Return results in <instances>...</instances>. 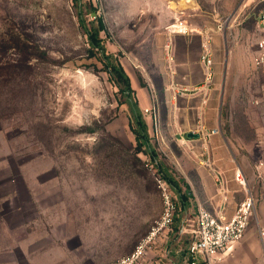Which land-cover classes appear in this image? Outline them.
Instances as JSON below:
<instances>
[{
    "label": "rangeland",
    "instance_id": "obj_1",
    "mask_svg": "<svg viewBox=\"0 0 264 264\" xmlns=\"http://www.w3.org/2000/svg\"><path fill=\"white\" fill-rule=\"evenodd\" d=\"M250 1L0 0V258L113 264L163 210L154 161L136 150L130 108L100 56H91L78 4L89 27L99 25L92 9L102 18L99 35L131 78L159 158L196 210L201 156L177 141L172 121L182 99L191 105L201 95L206 113L210 97L232 157L264 172L262 32ZM177 17L194 32L173 37L175 64L198 55L192 75L201 65L204 81L200 54L209 28L215 76L209 90L174 100L165 45ZM194 222L184 221L188 228Z\"/></svg>",
    "mask_w": 264,
    "mask_h": 264
},
{
    "label": "crops",
    "instance_id": "obj_2",
    "mask_svg": "<svg viewBox=\"0 0 264 264\" xmlns=\"http://www.w3.org/2000/svg\"><path fill=\"white\" fill-rule=\"evenodd\" d=\"M199 59L195 55L190 60L179 61L174 63L175 72L174 81L180 85L197 86L202 84L204 77L203 67L200 65L196 77H194L192 61L195 63ZM201 92V91H200ZM204 92V91H203ZM202 94V93H200ZM201 95H196L191 105L182 99L177 108L173 111L172 121L176 125V139L184 137L187 145L195 146L201 156L202 162L197 174L199 185L202 189L203 200L199 201V206H204L211 211H216L223 204V195L220 192L219 184L216 180L218 172L223 174L228 200L226 202V212L232 215L237 208L238 203L246 197V193L234 178V171L240 166L248 181L251 192L258 197L256 210L259 220L254 216L245 237L234 243L228 253L224 254L217 264H264V246L259 235V227L264 226V203L261 200V194L264 190V172L262 177L258 176L256 168L251 171L248 167L239 164L232 157L229 147L227 146L224 136L221 132L219 123L212 117L214 101L206 98L203 103L208 104V110L205 113V105L200 102ZM179 98V97H178ZM177 98V99H178ZM175 99V100H177ZM210 103V106H209ZM206 126L205 131L219 129L217 133L200 134L198 138L188 137L189 132L199 133L200 124ZM191 138V140H189ZM179 142V141H178ZM208 158L209 162H206ZM188 207L180 212L179 224L173 226V230L168 237L157 243L147 255L146 264H191V258L188 254V242L185 241L191 228H188L184 221L189 222L196 218V210L193 199L190 195ZM192 235V234H191ZM11 258H0V264H12ZM198 264H204L200 262Z\"/></svg>",
    "mask_w": 264,
    "mask_h": 264
},
{
    "label": "built area",
    "instance_id": "obj_3",
    "mask_svg": "<svg viewBox=\"0 0 264 264\" xmlns=\"http://www.w3.org/2000/svg\"><path fill=\"white\" fill-rule=\"evenodd\" d=\"M250 3L257 7V22L262 32L261 37L257 41V66L264 71V0H251ZM211 30H205V36L202 41V51L200 54V61L205 70V78L201 85L191 88L180 86L173 82L171 85L172 97L177 99L180 96H187L192 91L209 90L215 73L213 70V48L211 46ZM194 28L187 22V20L177 17L172 23L167 25L166 33L168 40L165 45V57L170 64L171 71L174 73L175 53L173 47V37L176 35H191ZM145 111H150L145 108ZM206 126L200 124L199 133L205 134ZM217 133L219 129L208 131L209 133ZM181 145H187L184 137L178 139ZM206 162H209L206 158ZM258 176L262 177L261 166H256ZM154 176L159 187L163 210L159 217L155 220L151 230L140 240L135 249L129 254L113 264H146L147 255L158 242L165 240L170 232L173 230L174 221L180 216L181 206L175 190L170 184L162 178L156 168L154 169ZM234 178L243 188L246 197L241 200L236 210L232 215L226 212V202L228 200L225 180L221 172L217 173L216 180L219 184L220 192L223 195V204L216 210L211 211L204 206H199L195 218V226L191 228L192 239L188 244V254L191 258V264H217L224 254L228 253L232 245L242 240L250 226L252 218L257 215L256 204L258 197L251 192L247 177L240 166L234 171ZM261 200L264 203V190L261 194ZM259 235L264 246V226L259 227Z\"/></svg>",
    "mask_w": 264,
    "mask_h": 264
},
{
    "label": "trees",
    "instance_id": "obj_4",
    "mask_svg": "<svg viewBox=\"0 0 264 264\" xmlns=\"http://www.w3.org/2000/svg\"><path fill=\"white\" fill-rule=\"evenodd\" d=\"M76 1L78 2V0ZM78 7L80 23L89 37L91 56H96L97 54L100 56L112 80L119 88V92L124 97L122 102L126 103L130 108L132 114L130 125L137 141L136 150L138 152H144L151 157L154 161L157 173L175 190L181 206V212H183L188 207L189 195L183 190L181 183L173 175L169 166L159 158V154L151 141L148 123L143 116L139 102L135 97L131 78L117 57L107 51V48L99 35L100 30L105 28L102 18L97 16L95 9H92L91 12L95 14L96 18H98L99 25L89 27L83 16L81 5L78 4ZM190 236L191 240L192 235Z\"/></svg>",
    "mask_w": 264,
    "mask_h": 264
},
{
    "label": "water",
    "instance_id": "obj_5",
    "mask_svg": "<svg viewBox=\"0 0 264 264\" xmlns=\"http://www.w3.org/2000/svg\"><path fill=\"white\" fill-rule=\"evenodd\" d=\"M188 137H191V138H198V137H200V133L189 132V133H188Z\"/></svg>",
    "mask_w": 264,
    "mask_h": 264
}]
</instances>
